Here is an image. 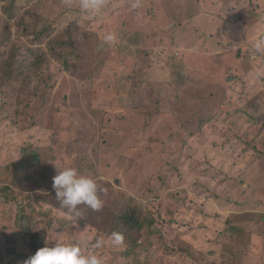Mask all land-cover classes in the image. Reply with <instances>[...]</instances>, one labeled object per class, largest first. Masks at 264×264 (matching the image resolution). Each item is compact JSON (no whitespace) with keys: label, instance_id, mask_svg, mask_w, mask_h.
<instances>
[{"label":"rangeland","instance_id":"rangeland-1","mask_svg":"<svg viewBox=\"0 0 264 264\" xmlns=\"http://www.w3.org/2000/svg\"><path fill=\"white\" fill-rule=\"evenodd\" d=\"M10 1L0 0V168L26 146L71 143V156L46 159L44 189L72 166L104 197L77 224L45 190L0 193L2 263L29 258L17 222L28 200L45 246L87 236L102 264H264V55H250L264 0H105L95 15L80 0ZM28 48L49 63L14 79ZM128 197L145 231L113 246L103 232Z\"/></svg>","mask_w":264,"mask_h":264},{"label":"trees","instance_id":"trees-1","mask_svg":"<svg viewBox=\"0 0 264 264\" xmlns=\"http://www.w3.org/2000/svg\"><path fill=\"white\" fill-rule=\"evenodd\" d=\"M6 1V0H2ZM22 0H11L10 5L16 7V5H21L20 2ZM31 2L32 0H27ZM25 30H28L27 27H25ZM6 39V38H5ZM4 40V39H3ZM61 43H63L61 41ZM1 45H5V43H0ZM30 49L29 54H31L30 57L24 56L21 58L22 64L21 66L15 70V76L14 79L21 78L22 80H29L31 78V74H38V71L41 67L42 62L45 64L49 63L48 58H43L41 54L44 55L43 52L38 50V48H28ZM57 53V52H55ZM54 53V54H55ZM52 54V55H54ZM57 54V58H51L60 61L61 64L64 65L66 70H69L67 66L68 60L61 58V56ZM12 57H15L13 55ZM13 61L16 60V58H12ZM29 60V64H27V61ZM48 61V62H47ZM44 64V65H45ZM28 69L32 73H28ZM49 68L45 71V76L43 77V81L48 82V74H49V81L51 78V74L48 71ZM28 73V74H27ZM10 77H5V79H9ZM20 79V80H21ZM44 87H49V84H44ZM104 118V117H103ZM197 121V129H199L204 124L208 123V117L202 118H196ZM65 130H68L67 128ZM107 131V130H106ZM64 133V128H61L58 126V124H55L54 127V135L53 138L61 137ZM124 134V133H123ZM121 136L122 133H117L116 136ZM189 135H191L189 133ZM103 138V137H101ZM172 138H170L171 140ZM55 140V139H52ZM56 141V140H55ZM103 141V140H102ZM73 144L67 143L65 146L58 144L55 151H52L51 148H46L45 150H42L40 148H32L31 146H26L21 149V160L17 163H9L6 164L4 167L0 168V179H3V181H6L5 183H8L7 186H4L3 188H0V193H4L2 195H10L11 189H20L25 191H43L45 190V194L42 197L43 201H45L48 205L61 210L64 213H67L69 215H72V213L69 212L67 208H62L60 206L59 201L55 198V190L52 188V181L50 183V186L45 188L46 185V169L48 166H46L47 161L46 159L48 157L60 159L62 160V156L64 155H72L68 150L73 149ZM67 151L66 153L64 151ZM79 162L81 160H78ZM45 171V172H44ZM79 172V171H78ZM9 178V179H8ZM8 179V180H7ZM0 180V182H3ZM4 183V182H3ZM49 183V182H48ZM97 183L100 185V181H97ZM103 185V184H102ZM100 199L103 200L104 193L101 191L99 193ZM26 200V199H25ZM126 204L123 203L120 206L117 207L115 212L112 213V218L110 219V223L107 225L104 234L107 236H112V233H119L123 236V243H127L126 237L130 240L132 235H136V233L144 232V221L142 222V209L141 207H136V205L133 206L134 201L131 197L127 198ZM125 204V205H124ZM78 210L81 212V216L79 218L85 219L89 217L90 212L92 213L95 210H92L85 205H79ZM35 211H33V207L29 203L28 200H26L25 204L18 205L17 208V216H18V223L21 227L22 233L28 237V243L27 248L30 250L29 257L35 253V251L38 248L44 247V240L46 237V231L44 229L39 230H33L30 227L31 217L33 216ZM51 221V218L48 217L47 224H49ZM132 236V237H134ZM131 241V240H130ZM132 242V241H131ZM43 243V244H42ZM132 247L134 245L132 244ZM132 250H125L123 253H120L119 256L129 258L132 254ZM14 260L10 261L8 264H13ZM0 264L2 263L1 257H0Z\"/></svg>","mask_w":264,"mask_h":264},{"label":"clouds","instance_id":"clouds-1","mask_svg":"<svg viewBox=\"0 0 264 264\" xmlns=\"http://www.w3.org/2000/svg\"><path fill=\"white\" fill-rule=\"evenodd\" d=\"M105 7V0H80V9L85 14L95 15ZM114 42L115 37L105 38ZM250 55H264V37L255 40L250 49ZM57 170V169H56ZM52 188L55 198L62 208H67L73 214L74 223L78 224L81 212L79 205H85L92 210H99L102 201L99 193L102 191L97 181L91 177L80 175L75 167L68 166L57 170L52 178ZM90 237L81 236L79 242L68 243L59 240L52 246L38 248L24 264H102L101 258L88 251ZM124 242L119 233H112L111 243L120 246ZM102 242L97 240L93 247H101Z\"/></svg>","mask_w":264,"mask_h":264}]
</instances>
